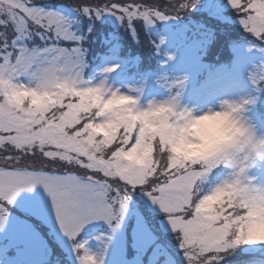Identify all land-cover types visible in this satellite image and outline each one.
I'll return each mask as SVG.
<instances>
[{"label": "snow or ice", "instance_id": "6c2138e0", "mask_svg": "<svg viewBox=\"0 0 264 264\" xmlns=\"http://www.w3.org/2000/svg\"><path fill=\"white\" fill-rule=\"evenodd\" d=\"M196 3L0 0V264H264V182L251 174L264 166V137L255 126L245 119L232 145L180 157L172 132L107 107L126 97L143 113L154 102L141 108L138 95L84 76L97 21L114 17L138 41L141 27ZM227 4L252 38L249 51L264 52V0ZM248 78L264 85V62ZM184 86L168 85L177 89L170 103ZM17 92L46 99L34 105ZM254 103L228 108L239 120Z\"/></svg>", "mask_w": 264, "mask_h": 264}, {"label": "rangeland", "instance_id": "374dc122", "mask_svg": "<svg viewBox=\"0 0 264 264\" xmlns=\"http://www.w3.org/2000/svg\"><path fill=\"white\" fill-rule=\"evenodd\" d=\"M201 15L197 19L190 18L184 20L182 27H175L176 23H180L179 18L162 21L163 24L169 25L168 28L161 33L160 40L168 46L167 55L172 59L167 60V68L174 69L177 72L176 79L173 81L162 80L160 76L150 75L146 79L137 80L135 78L124 77L121 74L124 71V59L120 56H110L101 66L96 67L92 74L86 80L93 84L99 83L103 79H107V85L113 90L119 89L121 92L138 95V103L141 108L146 107L150 101L164 100L174 95L177 89L170 88L168 92H158L159 84L168 85L175 82L178 78L185 79V86L180 96V107H188L194 110L196 115L211 109L219 107L220 102L224 100H239L240 98L255 97V103L248 105L247 111L243 114L244 119L248 123L255 126L258 135L264 137V120L256 115L261 106H264V85L257 90L249 81L248 74L253 65L264 62V52L253 49L249 51V45L252 41H238L235 49L238 55L234 68L226 73V77L222 76L219 80L210 81L208 88L201 89L196 83V74L202 67L200 56L198 54V40H190L187 29H191V24L200 26L207 25L217 28L220 32L232 34L246 33L239 26L236 20V13L228 6L227 0H209L201 9ZM185 15H181V18ZM96 23L107 28L119 26V22L114 17H105ZM247 36V35H246ZM187 49H183V47ZM89 57V54H88ZM111 64H119L116 71L112 73H104L103 69ZM86 71V69H85ZM85 76V73H84ZM169 88V87H168ZM133 89H141L137 94ZM260 102H263L259 104ZM251 174L257 180L264 182V166L257 163L251 169Z\"/></svg>", "mask_w": 264, "mask_h": 264}, {"label": "clouds", "instance_id": "9594fccd", "mask_svg": "<svg viewBox=\"0 0 264 264\" xmlns=\"http://www.w3.org/2000/svg\"><path fill=\"white\" fill-rule=\"evenodd\" d=\"M93 100H99L98 94H91ZM30 97L34 105L42 103L46 97L36 93H15L16 99ZM239 100H224L216 109H209L199 115L188 107H180V101L170 103L169 98L153 100L155 107L143 113H134V101L126 97H115L107 105L113 109L119 120H139L149 129L170 131V143L173 151L180 157L207 156L219 149L232 145L243 136L245 119H237L228 108L229 104H238ZM187 109V114L182 115ZM171 122V123H170ZM264 231V220L257 226Z\"/></svg>", "mask_w": 264, "mask_h": 264}, {"label": "trees", "instance_id": "16d2710c", "mask_svg": "<svg viewBox=\"0 0 264 264\" xmlns=\"http://www.w3.org/2000/svg\"><path fill=\"white\" fill-rule=\"evenodd\" d=\"M209 0H197L196 7L189 10L185 15L194 17L196 10H201ZM183 15V14H182ZM101 23L100 21H98ZM105 25L104 23H101ZM141 27L137 22V28ZM154 25L145 31L140 29V37L138 41H134L127 31L120 25L117 27L107 28L96 23V39L89 46V68H94L99 62L104 61V57L113 53H118L125 59H128L134 71L138 74L160 72V62L155 61L157 55V39L154 34ZM197 30V27L192 28ZM204 33L203 45L208 49L206 61L214 69V65L229 64L232 59L230 44L226 41L228 37L225 34L215 32L211 29H202ZM216 70V69H215ZM169 80H173V76L169 75ZM200 78H204L201 76Z\"/></svg>", "mask_w": 264, "mask_h": 264}]
</instances>
